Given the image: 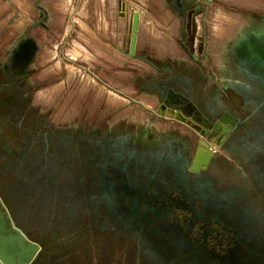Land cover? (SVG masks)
<instances>
[{
    "label": "flooded vegetation",
    "instance_id": "obj_1",
    "mask_svg": "<svg viewBox=\"0 0 264 264\" xmlns=\"http://www.w3.org/2000/svg\"><path fill=\"white\" fill-rule=\"evenodd\" d=\"M210 2L170 0L185 24ZM30 60L20 49L0 61V196L43 247L33 264L75 251H117L119 264H264V15L232 44L224 80L203 65L202 74L165 67L148 85L177 121L204 132L195 142L172 131L61 130L30 106L21 84ZM206 81L214 90L204 94Z\"/></svg>",
    "mask_w": 264,
    "mask_h": 264
},
{
    "label": "crops",
    "instance_id": "obj_2",
    "mask_svg": "<svg viewBox=\"0 0 264 264\" xmlns=\"http://www.w3.org/2000/svg\"><path fill=\"white\" fill-rule=\"evenodd\" d=\"M160 1L0 0V61L13 56L20 49H27L31 53L30 65L38 64V60L41 59L40 66L50 63L55 69H61L66 56L78 57L81 63L89 65L90 73L97 76L98 81L119 97H126L123 93L124 89H121V86H112L110 82L126 80L128 88L134 91L140 90L142 94L155 95L148 85L154 80L162 79L165 67L185 69L189 72L198 71L202 74L200 67L203 65L206 74L211 76L215 68L208 61L207 63L202 60L203 57L209 59V56L198 51L201 46L207 48L213 39L209 21L212 16L211 2L207 3L201 13H194L192 10L188 12L187 25L178 29L184 49L189 50L188 60L179 59L183 67L175 66L177 59H172L167 62V66L158 71L159 62L149 59L148 53L155 50V47L159 50H170L172 49L170 45H173V49L176 46L175 43L172 44L175 33L168 29L164 19L169 0H165L161 6ZM155 3L161 9L157 17L153 16L152 11ZM135 12L140 14V26L136 56L131 57L129 47ZM201 24L205 29L204 36L199 30ZM155 32L158 35H154ZM238 36L239 34L233 37L231 47ZM50 49L52 50L49 56ZM53 49L56 51L53 52ZM138 60L150 69L146 72L140 70ZM57 76L56 82L63 80L60 73ZM138 82L141 83L140 86L137 85ZM44 83L43 80L38 82L41 87ZM58 84L62 87L66 85L65 82ZM69 89L67 85L66 91ZM126 114L132 116L134 112L131 110ZM149 119L148 123L152 126L154 115H150ZM174 130V126H169L163 132H174ZM156 132L163 133L157 128Z\"/></svg>",
    "mask_w": 264,
    "mask_h": 264
},
{
    "label": "rangeland",
    "instance_id": "obj_3",
    "mask_svg": "<svg viewBox=\"0 0 264 264\" xmlns=\"http://www.w3.org/2000/svg\"><path fill=\"white\" fill-rule=\"evenodd\" d=\"M206 2V0H202ZM165 0L160 1V6ZM192 4H198L195 0H189ZM169 6L165 8V24L168 29L175 33L173 43L176 44L175 50L173 45H170V50H151L149 59L157 63L158 71L167 66V62L172 59H177L178 67H183L179 59L188 60L189 50L184 49L183 41H180L178 29L187 25L184 23L180 14L176 12L173 6L168 1ZM123 8V6H122ZM125 8V7H124ZM153 16L157 17L161 9L157 7V3L152 7ZM160 11V12H159ZM210 18V34L212 41L207 48L199 47V53H206L209 56V62L215 68L221 79H225V69L227 67L228 51L231 48L233 37L240 34L253 24L257 17L264 15V0H212ZM169 18V19H168ZM202 36L205 29L201 24ZM154 35H158L155 32ZM48 50L49 56L50 51ZM56 50L53 49V52ZM43 55V54H42ZM55 54H53L54 56ZM1 58V57H0ZM75 58V59H73ZM78 57L66 56L62 62L61 69H55L53 64L30 65L29 71L31 76L24 80L21 84L30 86L27 96L30 98V106L36 112L42 114L45 119L57 122L58 128L66 130L68 127H74L77 131H90L97 133H105L115 129L125 130L133 133L156 132V128L163 132L169 126H174V133L187 137L192 142H195L198 136L202 137L204 132L195 131L194 127L187 125L188 121H177L175 117H168L160 112L161 108L167 109L159 101L156 95H147L134 91L128 88V82H119L116 80L110 82L112 86H121L124 89L123 93L126 97L117 95L100 81H95L91 76H88L87 70H91L89 65L81 63ZM140 70L146 72L150 67L138 60ZM205 62V61H203ZM41 67V69H40ZM61 74V81H57L58 74ZM153 73V72H152ZM160 72H157V74ZM64 75V76H63ZM85 75V77H83ZM161 75V74H159ZM43 80L44 86H39L38 82ZM65 82L64 87L58 83ZM119 83H122L119 84ZM69 86V93L66 91V86ZM137 85H141L138 82ZM126 89V90H125ZM214 90V82L206 81L203 93L207 94ZM68 94H67V93ZM68 95V96H67ZM67 96V97H66ZM134 112L132 116L127 115V111ZM166 111V114H167ZM154 115L153 124H149V116ZM193 128V129H192ZM179 130V131H178ZM182 132V133H180ZM215 136H210L209 144L215 145ZM64 253L66 257L57 259L48 254L49 257H42L37 264H119L120 258L117 251L111 252L109 255L97 251V253H86L85 256ZM70 254V255H69ZM68 255V256H67ZM122 259V257H121Z\"/></svg>",
    "mask_w": 264,
    "mask_h": 264
},
{
    "label": "water",
    "instance_id": "obj_4",
    "mask_svg": "<svg viewBox=\"0 0 264 264\" xmlns=\"http://www.w3.org/2000/svg\"><path fill=\"white\" fill-rule=\"evenodd\" d=\"M211 0H209L210 2ZM123 10L125 8L123 7ZM140 14L133 15L129 55L135 57ZM160 100V99H159ZM0 204L6 209L0 196ZM9 223L0 222V264H33L43 247L35 240L28 237L25 231L15 225L6 209Z\"/></svg>",
    "mask_w": 264,
    "mask_h": 264
},
{
    "label": "bare ground",
    "instance_id": "obj_5",
    "mask_svg": "<svg viewBox=\"0 0 264 264\" xmlns=\"http://www.w3.org/2000/svg\"><path fill=\"white\" fill-rule=\"evenodd\" d=\"M166 111L167 110L164 107L160 109V112L165 114V115H167L168 117H175V118H177L179 120H184L182 117L179 116V114L171 112V111H167V114H166Z\"/></svg>",
    "mask_w": 264,
    "mask_h": 264
},
{
    "label": "built area",
    "instance_id": "obj_6",
    "mask_svg": "<svg viewBox=\"0 0 264 264\" xmlns=\"http://www.w3.org/2000/svg\"><path fill=\"white\" fill-rule=\"evenodd\" d=\"M87 74L88 76H91L93 80L98 81L97 76H95L94 74H91L89 70H87ZM83 77H85V75Z\"/></svg>",
    "mask_w": 264,
    "mask_h": 264
}]
</instances>
